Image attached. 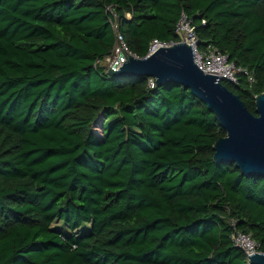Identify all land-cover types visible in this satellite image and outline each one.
<instances>
[{"label": "trees", "instance_id": "16d2710c", "mask_svg": "<svg viewBox=\"0 0 264 264\" xmlns=\"http://www.w3.org/2000/svg\"><path fill=\"white\" fill-rule=\"evenodd\" d=\"M183 13L257 114L264 0H0V264H250L235 230L264 252V176L215 163L214 113L103 63L119 35L180 41Z\"/></svg>", "mask_w": 264, "mask_h": 264}, {"label": "water", "instance_id": "95a60500", "mask_svg": "<svg viewBox=\"0 0 264 264\" xmlns=\"http://www.w3.org/2000/svg\"><path fill=\"white\" fill-rule=\"evenodd\" d=\"M108 74L113 78L144 75L153 77L157 86L174 82L190 89L227 131L214 144L215 163H233L243 175L264 176V92L255 97V114L239 94L224 85L227 79L198 66L193 46L184 41L161 46L145 57L124 48ZM249 261L264 264V252L249 256Z\"/></svg>", "mask_w": 264, "mask_h": 264}, {"label": "built area", "instance_id": "2783aa9c", "mask_svg": "<svg viewBox=\"0 0 264 264\" xmlns=\"http://www.w3.org/2000/svg\"><path fill=\"white\" fill-rule=\"evenodd\" d=\"M177 32L181 38V40L178 42L184 41L193 46L195 62L202 70H204L208 74L220 76V78L227 79L228 81L231 82L238 81V74L241 72V69L238 68L234 62H231L229 58L214 45H207L206 47L201 48L199 46V40L195 28L191 25L185 13L182 14V17L178 24ZM118 44L123 45L125 48H127L124 42L122 41L121 35H119L118 42L115 46V52H117L118 55L117 58L112 62L111 66L108 67V69H110L113 66V64L118 60V56L121 52V51L118 52L117 50ZM172 44L174 43H165L159 41L158 39H154L150 44L148 55L153 53L157 48L161 46H170ZM245 72L248 73L247 71ZM249 80L251 82L255 81L252 75H249ZM150 83L152 86H155L156 80L150 79ZM232 224L235 225V222H233ZM232 238L235 244L244 250L248 260H249V256L257 252H261L258 249L259 246L258 243L251 237L250 234L244 233L240 230H235L232 234Z\"/></svg>", "mask_w": 264, "mask_h": 264}, {"label": "rangeland", "instance_id": "374dc122", "mask_svg": "<svg viewBox=\"0 0 264 264\" xmlns=\"http://www.w3.org/2000/svg\"><path fill=\"white\" fill-rule=\"evenodd\" d=\"M117 55H118V53L117 52H115V54H114V56L113 57H110V58H108L107 60H105L103 63H104V65H106V66H108V67H110L111 66V64H112V62L117 58Z\"/></svg>", "mask_w": 264, "mask_h": 264}, {"label": "bare ground", "instance_id": "6f19581e", "mask_svg": "<svg viewBox=\"0 0 264 264\" xmlns=\"http://www.w3.org/2000/svg\"><path fill=\"white\" fill-rule=\"evenodd\" d=\"M117 50H118V52H120V51H122V49H124L125 47L123 46V45H120V44H118L117 45Z\"/></svg>", "mask_w": 264, "mask_h": 264}]
</instances>
